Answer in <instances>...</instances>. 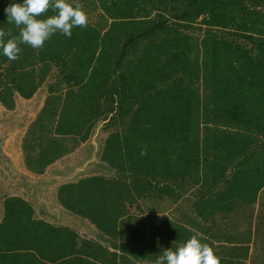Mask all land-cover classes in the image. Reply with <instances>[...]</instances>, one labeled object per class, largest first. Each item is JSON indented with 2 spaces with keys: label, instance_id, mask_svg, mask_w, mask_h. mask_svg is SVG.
<instances>
[{
  "label": "trees",
  "instance_id": "obj_1",
  "mask_svg": "<svg viewBox=\"0 0 264 264\" xmlns=\"http://www.w3.org/2000/svg\"><path fill=\"white\" fill-rule=\"evenodd\" d=\"M10 2L19 0H0V28L18 35L6 23ZM69 2L95 20L41 49L22 45L16 60L0 56V108L13 110L17 97L31 100L54 79L39 134L21 142L26 169L44 175L100 123L112 130L101 145L110 171L60 186L64 209L112 233L127 204L171 168L183 176L185 156L209 149L223 152L236 186L264 188V0ZM81 247L74 229L37 219L21 197L4 198L0 264H73Z\"/></svg>",
  "mask_w": 264,
  "mask_h": 264
},
{
  "label": "crops",
  "instance_id": "obj_2",
  "mask_svg": "<svg viewBox=\"0 0 264 264\" xmlns=\"http://www.w3.org/2000/svg\"><path fill=\"white\" fill-rule=\"evenodd\" d=\"M189 155L183 176H172L171 168L166 181L127 204L114 232L102 233L83 217L79 225L58 224L79 236L83 254L73 264H154L162 250L193 235L213 248L220 264H264V188L229 181L233 167L225 172L222 151ZM126 221L130 227L123 229Z\"/></svg>",
  "mask_w": 264,
  "mask_h": 264
},
{
  "label": "water",
  "instance_id": "obj_3",
  "mask_svg": "<svg viewBox=\"0 0 264 264\" xmlns=\"http://www.w3.org/2000/svg\"><path fill=\"white\" fill-rule=\"evenodd\" d=\"M34 98L25 100L17 97L16 104L23 105L24 101L31 102ZM33 103L34 105L36 104L35 101ZM33 111L29 104L15 118L1 116L0 187L4 188V191L9 190L13 192L12 197H21L25 201L32 203L37 219L54 225L61 224L70 226L84 223L82 217L70 213L62 207L57 199V191L62 185L77 183L81 179L104 175L110 171L106 164L98 162V159L102 155L101 145L105 139H101L98 145L95 141L93 142L94 153L92 156H88L75 163L56 162L47 169L44 175L33 174L25 168L22 149L20 150L18 147L19 141L22 140V135L28 128ZM102 126L103 123L98 126L92 136L98 135ZM1 210L0 222L3 218V210Z\"/></svg>",
  "mask_w": 264,
  "mask_h": 264
},
{
  "label": "clouds",
  "instance_id": "obj_4",
  "mask_svg": "<svg viewBox=\"0 0 264 264\" xmlns=\"http://www.w3.org/2000/svg\"><path fill=\"white\" fill-rule=\"evenodd\" d=\"M49 10L54 14L40 18ZM4 14L7 24L19 28L18 35L0 28V56L10 61L19 58L22 45L41 49L53 35L71 37L73 28L87 25L86 13L69 0H19L10 2ZM154 264H220V258L210 245L193 235L175 250H162Z\"/></svg>",
  "mask_w": 264,
  "mask_h": 264
},
{
  "label": "rangeland",
  "instance_id": "obj_5",
  "mask_svg": "<svg viewBox=\"0 0 264 264\" xmlns=\"http://www.w3.org/2000/svg\"><path fill=\"white\" fill-rule=\"evenodd\" d=\"M85 12V11H84ZM86 13V12H85ZM87 15V20L89 21H94L95 20V13L93 11H91L90 13H86ZM53 80H51L50 78H48L47 82L38 90L37 94L34 96V100H32L31 102L30 101H24V104L21 105V104H16V107L13 109V110H6L5 108H1L0 112V119H1V116H5L6 118L8 117H17L18 115H20L22 112H23V109L24 107H26L27 105L30 104L31 108L34 110L33 111V115L28 123V128L26 130V132L22 135V138L26 136V133L27 131L29 130H34V131H37V133L39 134L38 132V128L36 127V120L38 119V117H40L41 115V111L44 107V104H45V101L48 97V83L50 82H53ZM33 101L36 102V107L33 103ZM3 114V115H2ZM50 120V118H48L47 122ZM101 124V123H100ZM99 124V125H100ZM103 127V126H102ZM102 129V128H101ZM100 129V132L98 133V135H95V136H92L91 139L89 140V142L87 143H84V144H80L74 151L73 153L67 155L66 157H64L63 159H61L60 161H58L57 163H66V162H78V161H81L83 160L84 158L88 157V156H92L93 153H94V141L95 143L98 145L99 142L101 141V139H106L109 134L112 132L111 131H104V130H101ZM21 142L22 140L19 141V144H18V147L19 149L21 150ZM33 144H36L34 141H33ZM67 144L68 146H70V142L67 141ZM38 153V150L36 152H34V156ZM98 162L101 163V158L98 159ZM27 169L35 174H37L35 171H33L29 166H27ZM107 174V173H106ZM5 189L0 187V210L2 209L3 210V200L4 198L7 196H12L13 192L11 191H4ZM1 210V211H2ZM129 221H126L124 223V226H123V229H127L129 228Z\"/></svg>",
  "mask_w": 264,
  "mask_h": 264
}]
</instances>
